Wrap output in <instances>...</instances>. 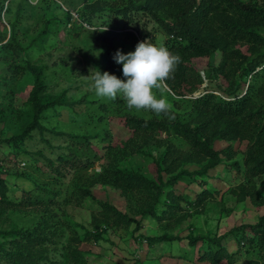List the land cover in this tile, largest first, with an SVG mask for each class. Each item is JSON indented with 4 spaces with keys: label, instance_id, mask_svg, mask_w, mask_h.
I'll return each instance as SVG.
<instances>
[{
    "label": "rangeland",
    "instance_id": "obj_1",
    "mask_svg": "<svg viewBox=\"0 0 264 264\" xmlns=\"http://www.w3.org/2000/svg\"><path fill=\"white\" fill-rule=\"evenodd\" d=\"M10 1L5 3L2 11L0 37L3 40L0 45L9 41L14 33L15 41L24 53L14 47L0 49V140L18 137L25 129L33 112L32 69L41 68L43 89L38 98H55L64 93L69 103L56 110L55 118L46 121L48 125L61 133L90 139L92 151L103 154L101 162H95L88 172L81 173L84 181L80 183V189L87 191L83 196L77 190L71 193L68 182L53 175L45 163L35 164L19 154L14 157L6 144H0V178L6 182L10 200L19 202L25 191L37 186L55 191L56 197L49 196L56 202L50 206L56 240L55 243L45 240L34 245L37 264H194L182 256L187 250L178 242L155 243V238L163 233L187 235L212 231L220 235L240 224H255L264 215V172L255 174L245 165L247 143L237 140L216 143L215 149L220 150L222 162L208 170L207 164L216 159L204 157L183 136L173 132L171 124L177 115L185 123L192 119L191 99L200 95L204 86L185 97L165 87L163 95L171 105L172 119L146 110L129 109L120 96L115 101L96 96L93 82L87 77L91 71L101 73L102 69L105 72L108 68L109 74L124 78L123 66L115 62L112 54L117 50L123 54L134 52L137 44L145 40L159 45L164 40L162 30L149 25L143 32L140 23L137 31L124 27L110 16L98 14L86 16V19L82 16L81 0ZM156 3L161 5L158 0ZM71 13L73 20L66 22ZM105 27L108 30L100 32ZM206 63V59L193 60L196 70H203ZM112 64L120 68L112 71ZM182 91L187 94L186 89ZM157 95H160L158 90ZM124 116L163 124L155 130L132 134L123 120L118 119ZM196 123L191 122L188 126ZM52 144L57 146L59 142ZM35 145L45 147L41 143ZM23 150L32 153V148ZM44 154L50 157V149L46 148ZM23 162L29 165L20 164ZM102 167L112 171L104 173ZM65 169L61 166V172ZM203 169H206L204 175L194 177L198 182H179L174 187L175 195H184L193 202L202 197L203 206L192 209L193 214L188 217L185 214L188 206L179 201L185 210L176 211V220L171 222L156 221L151 215L144 218L139 213L138 202L151 200L153 191H135L132 196H124V189L116 180L123 174H140L157 184L160 178L168 180L178 173ZM204 189L208 192L206 197ZM252 190L263 202H255L251 196L241 200L242 192ZM142 193L144 197L139 195ZM61 199L66 201L62 203ZM23 205L20 204L17 212L5 207L0 215V228L9 229L16 218L23 228L26 227L23 220L29 218L32 228L29 215L39 217V212L29 209L31 204H26L28 210L23 212L28 217L23 218L20 211ZM52 243L54 245L49 247ZM203 247L207 251L206 245ZM224 250V253L222 250L215 252L222 257L218 264H254L256 261L253 255L245 256L234 241L226 244Z\"/></svg>",
    "mask_w": 264,
    "mask_h": 264
},
{
    "label": "trees",
    "instance_id": "obj_2",
    "mask_svg": "<svg viewBox=\"0 0 264 264\" xmlns=\"http://www.w3.org/2000/svg\"><path fill=\"white\" fill-rule=\"evenodd\" d=\"M9 1L0 0V20L5 3ZM81 1L82 16L86 19L98 14L110 16L115 22L122 23L129 29L138 31L137 26L142 23L143 32L149 25L162 30L164 40L159 45L167 47L170 52L181 57L175 71L165 82L174 94L184 97L190 95L200 90L206 80L202 93L191 99L192 119L185 123L177 115L171 126L175 134L183 136L184 140L190 142L204 157L216 159L215 162L207 164L208 170L222 162L220 150L215 149L216 143L237 140L248 144L245 165L251 167L255 174L264 172V0H158L161 5L156 3V0ZM73 17L72 13L68 14L66 22L73 20ZM75 18L78 20V17ZM11 30L14 31V26ZM43 35L44 32L41 36ZM148 35L147 31L145 36ZM2 40L0 37V43ZM15 40L16 34L13 33L9 41L0 45V49L4 51L14 47L18 52L24 53V49H21ZM14 43L15 46H12ZM114 55L112 54L113 57ZM196 59L207 60L203 70L195 69L193 60ZM111 68L115 71L120 67H114L112 64ZM32 73L34 91L31 95L33 112L30 119L18 137L1 139L0 144H6L9 153L14 157L19 154L27 160H33L35 164L45 163L53 175L68 182L71 193L77 190L79 195L84 196L87 191L80 189V183L83 184L84 181L81 173L88 172L95 162H101L103 154L98 155L92 151L90 139L61 133L57 128L48 125L46 121L51 122L55 118L56 110L68 106L69 103L64 93L55 98H38V93L43 89V69H32ZM101 73H104L103 69ZM122 78L119 79H125ZM185 89L187 94L182 91ZM118 119L123 120L124 126L132 134L155 130L163 124L146 122L133 116ZM196 121V124L188 126ZM53 141H58L59 145L54 146ZM37 143L45 147H38L35 145ZM30 148L32 153L23 150ZM46 148L50 149V157L44 154ZM26 165L29 164L26 162L24 166ZM61 166L66 168L63 172ZM233 166L237 167V164ZM102 168L104 173L112 171L106 167ZM205 173L206 169L194 173H178L168 180L160 178L157 184L142 178L140 174H123L116 180L124 189V196H132L135 191H153L151 200L138 202L141 207L139 213L143 214L144 218L151 215L156 221L171 222L176 220V211L185 210L179 205V201L188 206V211H185L188 217L193 214L192 209L196 210L204 203L202 197L193 202L184 195H175V185L179 182H198L194 177ZM204 191L206 197L208 192L206 189ZM8 193L6 182L0 178V215L6 209L19 211L20 204L24 203L20 210L21 217H28L23 212L28 210L26 204H31L29 209L38 211L39 217L29 215L32 228L29 227V218L23 220L26 224L24 228L19 226V218H16L9 229L0 228V262L37 264L34 245H39L45 240L55 243L56 240L57 231L50 209L51 203L54 205L56 202L49 196L52 194L56 197L55 191L37 186L25 191V196L19 202L10 200ZM139 195L144 197L143 193ZM241 195H244L241 200L251 196L255 202H263L254 190L244 191ZM66 199H61V202ZM231 241L241 247L245 256H255L254 264H264V215L255 224H240L220 235L212 231L187 235L163 233L155 238V243L178 242L187 250L182 256L194 264H218L222 257L217 256L215 252L222 250L224 253V247ZM205 245L207 251H204Z\"/></svg>",
    "mask_w": 264,
    "mask_h": 264
},
{
    "label": "clouds",
    "instance_id": "obj_3",
    "mask_svg": "<svg viewBox=\"0 0 264 264\" xmlns=\"http://www.w3.org/2000/svg\"><path fill=\"white\" fill-rule=\"evenodd\" d=\"M107 30L105 27L100 32ZM113 59L123 66L125 79L121 80L108 72L101 74L98 70L91 71V75L87 77L93 82L92 88L96 96L112 101L120 96L129 109L146 110L172 119L171 105L163 92L165 82L175 71L181 57L163 45L145 40L137 44L134 52L123 54L117 50ZM157 90L160 95H157Z\"/></svg>",
    "mask_w": 264,
    "mask_h": 264
}]
</instances>
